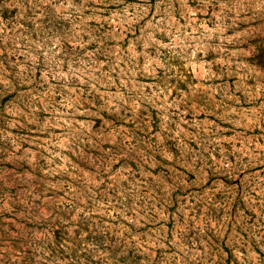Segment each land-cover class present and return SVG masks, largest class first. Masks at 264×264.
Here are the masks:
<instances>
[{"label":"rangeland","instance_id":"374dc122","mask_svg":"<svg viewBox=\"0 0 264 264\" xmlns=\"http://www.w3.org/2000/svg\"><path fill=\"white\" fill-rule=\"evenodd\" d=\"M0 264H264V0H0Z\"/></svg>","mask_w":264,"mask_h":264}]
</instances>
